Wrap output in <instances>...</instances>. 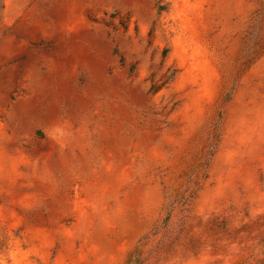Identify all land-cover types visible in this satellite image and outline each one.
Segmentation results:
<instances>
[{
	"label": "rangeland",
	"instance_id": "374dc122",
	"mask_svg": "<svg viewBox=\"0 0 264 264\" xmlns=\"http://www.w3.org/2000/svg\"><path fill=\"white\" fill-rule=\"evenodd\" d=\"M0 264H264V0H0Z\"/></svg>",
	"mask_w": 264,
	"mask_h": 264
}]
</instances>
